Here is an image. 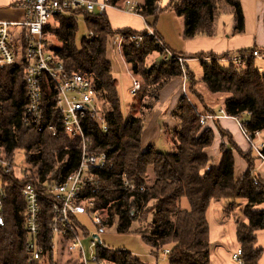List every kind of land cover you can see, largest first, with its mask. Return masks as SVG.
<instances>
[{
  "label": "trees",
  "instance_id": "16d2710c",
  "mask_svg": "<svg viewBox=\"0 0 264 264\" xmlns=\"http://www.w3.org/2000/svg\"><path fill=\"white\" fill-rule=\"evenodd\" d=\"M125 1L110 0V4L121 7ZM159 1L145 0L141 15L156 17L160 11ZM224 5L235 10L236 31L243 33L245 18L240 0H170L167 8H173L177 16L184 19V37L190 40L212 34V24ZM80 15L88 31L95 34L93 40L87 41L85 38L78 47L75 41L78 21L71 18H56L53 22H57L59 27L50 26L47 33L57 36L61 42L62 47L55 51L63 59L67 70L93 78L109 103L105 112L108 132L89 120L85 122V131L92 141L91 151L106 154L112 163L111 168L96 172L102 182V190L96 195V207L106 212V225L113 226L116 223L117 231L121 234L128 233L134 224L138 225L135 232L142 235L152 255L156 254L158 258L160 251H170L167 255L169 264H212L207 219L211 202L245 200L247 221L239 223L237 228L242 264H259L263 251L256 248L255 233L264 229V210H256V207L264 204V181L259 176H256L258 185L253 181L258 159L252 153L241 154L231 136L219 127L221 137L229 140V147L221 144V165L219 168H209L205 151L214 143V132L200 123L201 115L192 109L185 98L174 113L179 123L174 132L177 150L168 154L153 147L144 150L142 137L145 118H125L122 115L117 82L106 57L108 39L124 37V58L132 73L143 77L145 81L143 93L147 92L152 101L149 110H153L159 101L160 91L170 81L183 77L182 68L174 59L168 64L148 67L145 62L149 56L162 55L164 52L146 32L140 34L142 42L137 46L131 41V36L137 33L113 30L106 13L95 16L83 12ZM255 50L258 48L242 50L237 54H249ZM176 55L201 61L202 82L213 94L229 95L224 110L227 116L240 119L250 134L264 132V73L256 66V59L247 60L245 69L238 71L233 65L219 61V58H226L229 54H201L195 57ZM208 58L210 61L206 60ZM186 70L190 74L189 91L204 105L202 97L195 90L198 82L187 65ZM26 106L24 67H0V150L9 159H14L17 151H25L27 163L42 174L41 180L32 176L33 184L42 190L47 177V184L52 185L79 167L81 143L64 134L53 136L46 129L49 123L58 120L52 116L54 113L50 104L45 105L43 125L40 128L27 127L23 123ZM234 149L248 164L246 174L238 181L235 180ZM262 154L264 156V150ZM151 171L153 182L148 178ZM123 174L138 187L144 185L145 191H125L121 180ZM10 179L15 186L23 185L14 175ZM109 186L113 189L108 190ZM16 188L8 190L9 197L4 205V225L0 226V264H27L25 204ZM183 200L188 201L189 209L182 208ZM44 210L41 243L50 257L49 264H56L49 232L50 213L48 208ZM99 254L115 264H146L124 250L114 251L102 246ZM33 264H41V261Z\"/></svg>",
  "mask_w": 264,
  "mask_h": 264
},
{
  "label": "built area",
  "instance_id": "2783aa9c",
  "mask_svg": "<svg viewBox=\"0 0 264 264\" xmlns=\"http://www.w3.org/2000/svg\"><path fill=\"white\" fill-rule=\"evenodd\" d=\"M109 8L141 15L143 5L133 0H126L121 7L112 6L110 0H24L23 20L0 22V67L20 65L24 67L27 106L23 123L27 127L40 128L46 117L45 105L50 104L54 113L52 116L58 118L59 121L54 120L49 123L46 129L53 136L64 134L81 143L79 167L52 185L44 184L42 190H38L33 184L32 175L28 170L19 169V177L14 160L9 159L0 150V226L4 225L3 211L9 197L8 190L16 187L10 181V177L14 175L16 180L23 183L17 188L25 204L24 229L27 235L25 246L27 264L42 261L48 255L41 243L44 208H48L50 213L49 232L53 247L54 240L58 237L65 243L69 254L77 255L78 264H115L99 254V249L103 246L101 237L106 234L108 226L104 211L96 207V195L102 190V182L96 172L111 168L112 163L106 154L91 151L92 141L85 131V122L89 120L98 124L104 132H108L105 112L109 103L103 97L93 78L67 70L63 59L52 48L47 38V29L56 18H71L78 21L83 12L100 16L105 14ZM15 28L21 29L20 46L15 43ZM146 33L149 37H153L163 49L164 53L158 58V63L172 59L178 61L183 72V95L188 98L189 74L185 67L186 59L171 52L151 27L147 26ZM94 38L95 34L88 31L87 41ZM141 39L142 36L139 34L131 36V41L136 44L140 43ZM112 42L117 52L121 54L124 37L115 36ZM253 58L264 61V51L258 49L249 54H235L219 58V61L231 64L236 70L241 71L245 69L246 61ZM206 60L210 61V58ZM131 76L133 84L130 93L136 95L141 90V82L132 74ZM194 111L198 113L195 108ZM226 116L222 109L219 115L201 116L200 123L205 126L209 120ZM233 119L251 149L264 161L262 154L264 144L257 142V138L263 132L257 131L250 134L240 119ZM121 180L125 191L144 192L146 189L144 185L138 187L126 174L121 176ZM253 181L255 185H258L256 177H253ZM80 216L89 219L94 231L90 232L81 225L76 219ZM139 217L140 213H138ZM86 241L89 242L88 250L84 244ZM169 253V250H164L165 256ZM233 260L242 264L240 249L233 254Z\"/></svg>",
  "mask_w": 264,
  "mask_h": 264
},
{
  "label": "crops",
  "instance_id": "0c3cea01",
  "mask_svg": "<svg viewBox=\"0 0 264 264\" xmlns=\"http://www.w3.org/2000/svg\"><path fill=\"white\" fill-rule=\"evenodd\" d=\"M240 1L244 14L245 12L247 14L248 9L250 14L254 15L255 24L253 23L252 27L247 28L245 26L244 32L238 33L236 31V19L234 18L231 25L229 24V21L232 19L231 16L233 14V8L231 6L224 5L221 7L219 13L215 17L214 23L212 24V34L210 36H198L190 40L185 39L184 37V19L178 17L173 8H167L170 0L159 1L158 6L162 13L158 14L156 17H143L142 15L124 13L114 8H109L106 14L112 29L115 31L131 30L136 33H142L146 32L147 26L151 27L165 46L174 54H182L187 57H195L201 54H212L215 56L229 54V56H233L239 51L255 47L264 51V0ZM23 2L24 0H0V22H17L23 20ZM144 2L145 0H142V3L139 4L144 5ZM164 11H166V16L163 14ZM162 17L166 20L165 23L160 25ZM149 19H152L153 22L155 19V24L153 26L149 23ZM246 23L247 17H245V25ZM20 30L21 29L18 28L14 29L15 43L18 46L21 44ZM160 56L161 54H158L157 60ZM185 59V67L190 62H201L200 60L194 58ZM113 66L114 72H123L124 67H126L130 76L133 74L128 65L125 62H121L119 59H117V65L113 64ZM134 77L135 79H138V76L135 75ZM182 82L183 77L170 81L160 91L158 103L155 105L153 110H150L147 117H145L144 132L142 137V148L144 150L149 147H153L157 151L165 154L175 152L177 150V145L174 141V132L179 123L174 113L182 99L185 98L182 90ZM197 82L195 90L202 97L204 102V105H202L193 96L198 102L196 105L198 113L201 116L212 114L219 115L222 109L225 110V101L229 98V95L223 93L213 94L210 90L209 92H206V90L201 92V83H203L202 78L197 80ZM188 97L191 98L189 91ZM134 102L130 106L128 116H132L131 112ZM147 118L150 120L148 124L146 123ZM165 122H169L168 125H165ZM205 126L212 129L215 135L212 147L206 149L205 151L209 158V168H219L222 162L220 146L223 143V140L218 131L219 127L231 136L233 143L241 150V153L246 154L252 152L254 154L236 121L232 117L226 116L215 120H209ZM224 143H227V141ZM233 153L235 158V180L238 181L246 174L248 164L238 151L234 149ZM255 169L256 176H259L260 180L264 181V161L258 159ZM153 180L154 175L152 178L149 176V181L153 182ZM240 201L241 200L236 202L224 200L221 202H211L207 212V219L210 226L212 264H239L233 260V254L240 249V244L237 240V228L240 223L237 218L239 212L235 211V208L230 209V207L235 204H246V202ZM187 204L188 206L183 207L185 210L189 209L188 201ZM256 210H264V204L257 206ZM246 221L247 220L244 222ZM135 225L136 224H134V226ZM255 236L257 238L256 248L263 251L259 264H264V229L257 231ZM69 255L72 256L71 254Z\"/></svg>",
  "mask_w": 264,
  "mask_h": 264
},
{
  "label": "rangeland",
  "instance_id": "374dc122",
  "mask_svg": "<svg viewBox=\"0 0 264 264\" xmlns=\"http://www.w3.org/2000/svg\"><path fill=\"white\" fill-rule=\"evenodd\" d=\"M133 1H135L137 3H142V0H133ZM159 12H160L159 14L162 13L161 10ZM165 12L166 11H164V13H163L164 16H166ZM232 13H233L231 16L232 19H231V21H229L230 25L233 22L234 18L236 19L234 9L232 10ZM243 16H244V18L247 17V23L245 26L247 28L252 27L253 23H254V19H255L254 15L250 14L249 10L247 9V14H246V12H245V14L243 12ZM226 19H227V17H226ZM149 20H150L149 23L153 26L155 24V19H154V22L152 19H149ZM165 20L166 19L164 17H162L160 25H162V23H165ZM52 27L58 28L59 24L57 22H53L51 25V28ZM87 34H88V26L85 23L84 19L81 17L78 19V31H77L76 39H75L76 45L78 47L81 46V43L87 37ZM137 34L140 35L142 33H137ZM47 38H48V41L50 42V45L52 46V48L57 49V48L62 47V44L59 41L57 36H55L49 32ZM112 40H113V37L112 38L110 37L108 39V43H107V47H106V50H107L106 57H107L108 62H110V64L112 65V71H113V67H114L113 64L117 65V59H119L123 63L124 62L126 63V59L124 58L123 50H122L121 54H119L117 52L115 46L113 45ZM141 42H142V39H141L140 43H137V46H139L141 44ZM157 57H158V54L149 56L147 58L145 64L148 67H152L153 65L160 66L162 64L170 63V61L158 63ZM256 66L259 68V70L261 72L264 73V61L257 60ZM128 67L131 70L129 65H128ZM187 67H188L190 73L194 76V79L196 81L203 77L201 62H199V61L198 62H190L187 64ZM113 73H114V78L118 84V95H119L120 102H121L122 115L125 118L129 117L128 114L130 112V106L133 104V102L135 100L134 105H133V109L131 112L132 116L141 117V118L147 117V115L150 113L149 106H150V103L152 101H151V99H149V95L147 94V92L143 93V91H144L143 88H145L144 87L145 81H144L143 77L142 78L138 77V80L141 82V88H142L141 93H138L136 95H132L130 93V90L132 88V79H131V76H130L128 70L126 69V67H124L123 72H114L113 71ZM132 75L135 76L134 74H132ZM189 83H190V77H189V80L187 83L188 91H189V86H190ZM201 84H202L201 92L203 90H206V92H209V88L207 87V85L204 83H201ZM189 95L191 98L185 97L187 102L191 101L189 104L191 105L192 109L194 110V108H195L197 110L198 108H196V105L198 104V102L193 97V95L191 94L190 91H189ZM149 121H150L149 118H147L146 123L148 124ZM168 123L169 122H165V125L166 124L168 125ZM221 138L223 140V143L225 141H227V143H224L227 145L229 140L227 138H223V137H221ZM257 142L264 144V133L260 137L257 138ZM239 151H241V150L239 149ZM253 152L255 155L251 152L252 155H254V157L257 159H260L258 157L257 153L255 151H253ZM241 154H243V153H241ZM13 160H14V164H15L16 168H18V171H17L18 176H19V169L24 168V169L28 170L32 176H34V179L41 180L42 174H41L40 170L37 168H34L31 164L27 163V156H26L25 151H23V150L17 151L15 153ZM253 174H254L253 177H256V169L253 171ZM149 176H151V178H152V176H153L152 171L149 172ZM47 182H48V177L45 179L44 184L46 185ZM13 185H14V183H13ZM16 186L20 187L22 185L19 184ZM109 188L113 189L111 186L108 187V190H110ZM17 190H19V189L17 188ZM240 202H246V201L241 200ZM245 205L246 204H243V205L242 204H235V205H231V207H230V209L235 208V211L239 212V215L237 216V218H238V221L240 223H243L245 220H247L246 216H245ZM185 206H188L186 200H184V202H182V208ZM104 214H105L106 218H108L106 212ZM76 219H78V221L81 223V225L83 227L90 230V232L94 231V228H93L92 224L90 223V221L87 217L80 216V217H77ZM137 226L138 225L133 226V228L126 234L118 233L116 223L113 226H108L106 234H104L101 237L103 246H105L106 248H108L110 250H114V251H121V250L127 251V252L133 254L135 257H137L138 259H140L142 262H144L146 264H169L168 257H165L164 251L159 252V254H158L159 259L156 258L157 257L156 254L152 255L151 249L143 241L142 235L140 233L135 232V231H137ZM84 244H85V248L88 250L89 242L86 241ZM87 254H88V257L90 258V252L89 251L87 252ZM54 255H55L56 264H78L77 255L73 253V254H71L72 256H70L68 251H67L65 243H63V241H61V239L58 237H56L54 240ZM49 258H50L49 255H46L43 258V260L41 261V264H49Z\"/></svg>",
  "mask_w": 264,
  "mask_h": 264
}]
</instances>
